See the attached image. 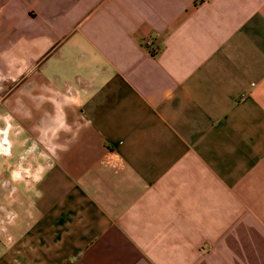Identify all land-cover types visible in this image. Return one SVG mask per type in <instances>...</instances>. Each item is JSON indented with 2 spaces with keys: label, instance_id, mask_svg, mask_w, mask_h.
<instances>
[{
  "label": "crops",
  "instance_id": "1",
  "mask_svg": "<svg viewBox=\"0 0 264 264\" xmlns=\"http://www.w3.org/2000/svg\"><path fill=\"white\" fill-rule=\"evenodd\" d=\"M30 143L0 264H264V0H0V175Z\"/></svg>",
  "mask_w": 264,
  "mask_h": 264
},
{
  "label": "rangeland",
  "instance_id": "2",
  "mask_svg": "<svg viewBox=\"0 0 264 264\" xmlns=\"http://www.w3.org/2000/svg\"><path fill=\"white\" fill-rule=\"evenodd\" d=\"M36 148V143H30L27 148L30 154L5 162L7 173L0 175V248L12 247L14 240L4 239L5 234L10 231L21 233L35 215L38 183L51 162L33 159Z\"/></svg>",
  "mask_w": 264,
  "mask_h": 264
},
{
  "label": "built area",
  "instance_id": "3",
  "mask_svg": "<svg viewBox=\"0 0 264 264\" xmlns=\"http://www.w3.org/2000/svg\"><path fill=\"white\" fill-rule=\"evenodd\" d=\"M144 47L150 54L156 53L159 49L157 42L153 36L146 37L144 41Z\"/></svg>",
  "mask_w": 264,
  "mask_h": 264
}]
</instances>
